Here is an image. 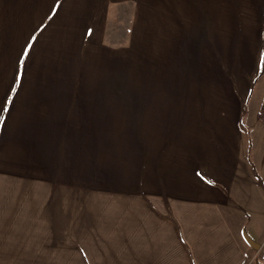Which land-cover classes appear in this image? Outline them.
Instances as JSON below:
<instances>
[{
	"label": "crops",
	"instance_id": "obj_1",
	"mask_svg": "<svg viewBox=\"0 0 264 264\" xmlns=\"http://www.w3.org/2000/svg\"><path fill=\"white\" fill-rule=\"evenodd\" d=\"M263 47L264 0H0V264H264Z\"/></svg>",
	"mask_w": 264,
	"mask_h": 264
},
{
	"label": "rangeland",
	"instance_id": "obj_2",
	"mask_svg": "<svg viewBox=\"0 0 264 264\" xmlns=\"http://www.w3.org/2000/svg\"><path fill=\"white\" fill-rule=\"evenodd\" d=\"M126 25L129 26V22H126ZM121 27H122V23H121ZM118 33H120L121 35H119ZM122 33H123L122 28L120 29V31H118V28L113 29L110 34L111 36L107 38V40L109 39L110 42L108 44V48L105 49L106 67H105V75L104 74L103 75L104 76L110 75L111 88H112L111 91L135 92L138 87V83H139L138 80L140 81L141 78L143 81L146 80L145 76L147 75L143 66L141 68V65H138L134 60V52H133V47L130 46L129 35L123 37ZM198 40L199 41L197 42L198 44H200L202 42V38H199ZM254 75L256 80L252 86L251 94L249 97L250 98V101L248 103L249 110L254 108L255 105L254 101L256 100V97L258 95L261 96V91L264 87V63L262 66L259 65V69L257 72L255 71ZM139 87L142 88V90L143 88L146 89V87L150 88V86L145 87L143 85L142 86L139 85ZM78 188H79L78 190L79 192L78 191L77 192L78 194H81L82 192L81 190L84 189L81 188V185H79ZM66 194L68 195L67 196L65 195L63 199L64 204L69 203V201L72 202L73 204L74 203L81 204L83 200H87L86 196H82V197L77 196L72 200L69 197L70 194L68 192H66ZM249 237L251 238L252 236Z\"/></svg>",
	"mask_w": 264,
	"mask_h": 264
},
{
	"label": "trees",
	"instance_id": "obj_3",
	"mask_svg": "<svg viewBox=\"0 0 264 264\" xmlns=\"http://www.w3.org/2000/svg\"><path fill=\"white\" fill-rule=\"evenodd\" d=\"M263 63H264V48H263V51H262V54H261L260 65L262 66ZM259 73H261V72H259ZM257 116H258V118L261 120V122L264 125V91H263L262 102H261L259 110L257 112ZM263 140H264V130H263Z\"/></svg>",
	"mask_w": 264,
	"mask_h": 264
},
{
	"label": "water",
	"instance_id": "obj_4",
	"mask_svg": "<svg viewBox=\"0 0 264 264\" xmlns=\"http://www.w3.org/2000/svg\"><path fill=\"white\" fill-rule=\"evenodd\" d=\"M252 244V243H251ZM253 246H255L256 247V244H253Z\"/></svg>",
	"mask_w": 264,
	"mask_h": 264
},
{
	"label": "snow or ice",
	"instance_id": "obj_5",
	"mask_svg": "<svg viewBox=\"0 0 264 264\" xmlns=\"http://www.w3.org/2000/svg\"><path fill=\"white\" fill-rule=\"evenodd\" d=\"M17 79H19V78H17Z\"/></svg>",
	"mask_w": 264,
	"mask_h": 264
}]
</instances>
